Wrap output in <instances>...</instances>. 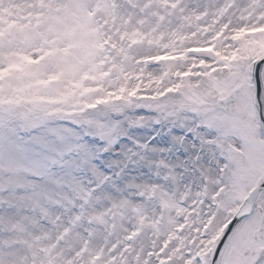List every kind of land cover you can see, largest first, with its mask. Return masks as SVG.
Here are the masks:
<instances>
[{
  "label": "snow or ice",
  "instance_id": "6c2138e0",
  "mask_svg": "<svg viewBox=\"0 0 264 264\" xmlns=\"http://www.w3.org/2000/svg\"><path fill=\"white\" fill-rule=\"evenodd\" d=\"M0 0V264H264V0Z\"/></svg>",
  "mask_w": 264,
  "mask_h": 264
},
{
  "label": "bare ground",
  "instance_id": "6f19581e",
  "mask_svg": "<svg viewBox=\"0 0 264 264\" xmlns=\"http://www.w3.org/2000/svg\"><path fill=\"white\" fill-rule=\"evenodd\" d=\"M8 6V0H6V2H5V7H7Z\"/></svg>",
  "mask_w": 264,
  "mask_h": 264
}]
</instances>
